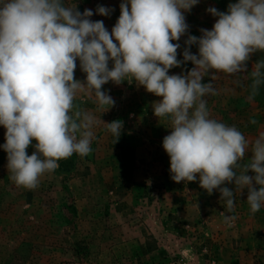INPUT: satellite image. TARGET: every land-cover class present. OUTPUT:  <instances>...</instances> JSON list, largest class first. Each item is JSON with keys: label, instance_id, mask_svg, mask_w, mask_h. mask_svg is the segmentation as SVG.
Instances as JSON below:
<instances>
[{"label": "clouds", "instance_id": "9594fccd", "mask_svg": "<svg viewBox=\"0 0 264 264\" xmlns=\"http://www.w3.org/2000/svg\"><path fill=\"white\" fill-rule=\"evenodd\" d=\"M198 2L123 0L109 32L102 20L90 19L92 10L81 13L66 0H0V126L6 130L0 147L16 186L36 189L60 160L87 156L101 122L117 141L122 121L105 123L75 101L87 96L105 113L115 101L103 85L127 80L161 98L151 107L171 129L162 147L174 182L198 179L209 195L218 190L227 213L245 188L251 212L264 207V132L249 141L235 125L212 118L205 99L217 94V73L248 74L250 98L264 86V59L251 71L247 67L252 54L264 53V0H238L227 12L208 8L217 17L212 29L188 35L181 61V45L173 41L186 34L184 12ZM96 12L107 16L111 9L98 6ZM191 45H198V54L190 52ZM77 60L83 82L74 76ZM189 61L193 67L186 74H169ZM210 73L209 82H202ZM233 182L235 193L222 186ZM234 219L225 214L226 222Z\"/></svg>", "mask_w": 264, "mask_h": 264}, {"label": "rangeland", "instance_id": "374dc122", "mask_svg": "<svg viewBox=\"0 0 264 264\" xmlns=\"http://www.w3.org/2000/svg\"><path fill=\"white\" fill-rule=\"evenodd\" d=\"M122 2L66 0L81 13L92 10L90 19L102 20L109 32ZM236 2L199 0L184 12L189 27L173 41L181 45L177 59L183 60L188 35L199 37L200 29H212L217 17L208 8L227 12ZM98 6L111 9L110 14L99 15ZM189 50L198 54V45ZM260 59L264 53L252 54L248 70ZM76 63L75 79L83 82L86 74L79 60ZM192 67L189 61L169 74H186ZM210 75L202 82L208 83ZM250 83L246 73H217L213 81L217 94L205 99L212 118L235 125L253 141L264 132V86L250 98ZM102 90L115 101L107 112L96 111L87 96L78 97L75 104L105 123L122 121L119 139L102 122L97 124L92 151L67 158L72 159L71 169L59 165L40 178L36 189L16 186L8 174L7 153L0 147V264H264V207L253 214L245 188L237 194L234 211L227 213L218 190L209 195L198 179L174 182L170 158L162 147L171 129L151 107L161 98L127 80L120 85L110 81ZM5 131L0 126V146ZM34 150L30 146L27 153ZM250 157L248 153L246 159ZM222 186L235 193L234 182ZM225 214L235 219L226 222Z\"/></svg>", "mask_w": 264, "mask_h": 264}, {"label": "trees", "instance_id": "16d2710c", "mask_svg": "<svg viewBox=\"0 0 264 264\" xmlns=\"http://www.w3.org/2000/svg\"><path fill=\"white\" fill-rule=\"evenodd\" d=\"M60 168L63 170H69L73 166L72 159H63L59 162Z\"/></svg>", "mask_w": 264, "mask_h": 264}]
</instances>
